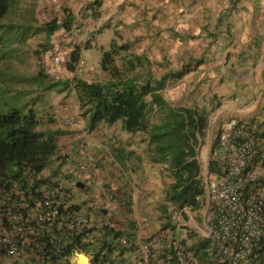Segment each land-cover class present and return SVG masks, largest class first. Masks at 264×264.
Listing matches in <instances>:
<instances>
[{
	"label": "rangeland",
	"instance_id": "obj_1",
	"mask_svg": "<svg viewBox=\"0 0 264 264\" xmlns=\"http://www.w3.org/2000/svg\"><path fill=\"white\" fill-rule=\"evenodd\" d=\"M180 1L182 4H178ZM215 1L217 0H207L210 6L202 12L200 0H172L170 9L160 10L159 6L153 12L144 13L141 23L128 19V22L123 21L126 17L120 23H115L116 21L113 22L112 18L116 13L110 10L98 11L95 13L96 17L95 14L93 15L94 19L100 20L103 17V21L97 23L94 28L92 22L87 19L80 27L74 24L70 32L61 28L50 38L46 31L36 30V28L43 27L55 18L59 22L63 21L68 11L78 8L77 0L75 2L16 0L7 16L1 20L2 24L14 25L15 28L6 27L0 30V37H2L0 49L4 55L0 62V99L2 96L6 99L15 96L29 102V105L37 111L40 121L39 129L63 131V134L57 137L58 154L39 175L42 180H55L60 177L65 180L72 179L66 175V172L82 163H86L87 167H95L102 174L99 185L80 188L85 192L78 193L83 197L86 192L88 193L89 200L82 202V207L93 218L94 225H97L100 231L106 224L101 215V208L106 202L105 195H111L114 191L113 186L124 176L115 155L118 149L125 150L127 147L136 150L135 155L138 154L137 149L144 147V135L124 131L121 122L112 125L102 123L94 130H89L86 126V118L80 109L75 86L72 84L63 90L56 88L44 91L42 81H73L76 77L88 81L110 80L111 72L102 69L101 60L102 52L109 50L113 41L117 45H128L127 49L121 50L116 57V66L120 71L125 70V58L134 59L135 55L143 57L144 63L136 65L129 71L130 76L136 77L139 82L148 75L159 79L169 71L186 70L184 77L190 71L196 70L198 65L207 59L211 61L213 54L211 42L216 37L231 35L225 27V20L232 21L233 14H237L239 10H242L243 14L242 5L233 0H219L222 9L220 12H215L211 6ZM185 2L188 3L187 6L184 5ZM84 5L78 8L83 17L87 16L85 10L82 11ZM129 16L133 17L130 13ZM218 16L222 22L219 21ZM29 25H32L33 30L27 32L26 27L29 28ZM87 27L90 29L84 35ZM78 47L80 48L79 59L73 63L74 69L71 70L69 69L71 54ZM191 59L194 60L192 65H189ZM179 79L181 78H170L165 81L161 91L164 98L172 105L199 106L206 108L210 113L208 123L199 134L200 143L197 148V158L201 163V175L207 189V196L200 209L172 210V214L176 215V220L171 224L175 226L174 230L170 227L163 228L162 224L161 229L141 242L144 245L149 240L155 239V248L159 255H162L159 252L160 249L164 251L173 244L188 248L187 246L193 243V238L210 240L207 223L210 200L207 185L211 175L220 170L223 161L219 153V134L223 123L212 120V115L215 116L216 112L222 111L221 104H224L226 99H218L217 93L213 91L211 94L202 95L204 90L207 91V87L195 85V83H191L189 88L182 87L183 84H177ZM208 80L210 81L211 78ZM263 133L256 130V134L260 137ZM87 147L95 152L91 158L84 157L82 154L87 152ZM260 148H264V142L259 145L258 152ZM76 153L74 158L73 155ZM213 159L219 161L214 171L209 167ZM96 160L98 161L95 162ZM133 161L135 156L129 160L128 166L124 167L127 177L131 175L130 168ZM250 169L254 172L257 181L264 177L263 161L257 162L253 159ZM84 199L87 198L84 197ZM167 223L168 221L165 220V224ZM164 230L167 231L163 233L164 235H157ZM172 232L176 234L172 236ZM147 253L140 246L136 251L125 250L124 254L115 255L113 259L117 260L116 264H142L149 260ZM102 264H111V262Z\"/></svg>",
	"mask_w": 264,
	"mask_h": 264
},
{
	"label": "trees",
	"instance_id": "obj_2",
	"mask_svg": "<svg viewBox=\"0 0 264 264\" xmlns=\"http://www.w3.org/2000/svg\"><path fill=\"white\" fill-rule=\"evenodd\" d=\"M16 0H0V30L6 27L14 29V25H4L1 20L7 16L12 4ZM75 15L68 13L66 18L59 22L54 19L43 27L36 30H44L50 38L54 32L64 28L71 31L75 24ZM26 27V31H32V25ZM34 28V27H33ZM0 37V46L2 45ZM128 45H117L112 42L109 50L102 52V69L110 70L112 78L105 82L88 81L76 77L73 81H42L43 90L50 91L60 88L75 86L80 109L86 118V126L94 130L100 124L112 125L121 122L122 129L128 133H143L148 140L149 155L154 161L166 162L171 169L174 179L173 184L166 193V199L172 206L179 210L185 207L199 209L204 205L207 189L202 173L201 163L197 158V148L200 143L199 134L209 121V111L199 106H175L168 102L162 89L165 81L172 78H181L186 70L169 71L161 78L148 75L139 82L132 77L129 71L136 65L144 63L142 56H134V59L125 58V70L120 71L116 66V57L121 50L127 49ZM80 48H76L71 54L69 69L73 70V63L79 59ZM4 55L0 49V62ZM188 63L192 65V61ZM147 62V59H146ZM62 86V87H59ZM39 118L36 109L29 102L19 97L0 99V189L10 190L15 184L21 189L33 188L38 185L37 176L53 161L58 154V135L63 131L39 129ZM115 155L117 160L123 161L122 149H118ZM262 152L254 157L255 161L262 160ZM219 164L217 159L209 163L211 170ZM250 166V165H249ZM29 178H33L35 184L30 186ZM258 182L264 187V177ZM168 218V217H167ZM171 220L165 227H172ZM126 236L131 239L132 233L117 231L105 225L99 238L94 237L91 243L77 241V246L84 252L93 254L94 262L105 263L113 259L114 253L119 249V254H124L126 247L116 240ZM121 248H119L120 246ZM186 250L192 251L199 264H229L215 259L210 254L211 240H195ZM174 255V247L169 248ZM164 250V254L169 251ZM255 259L258 264H264V241L255 250ZM176 256L168 259L171 263L176 262ZM0 255V264H4Z\"/></svg>",
	"mask_w": 264,
	"mask_h": 264
},
{
	"label": "built area",
	"instance_id": "obj_3",
	"mask_svg": "<svg viewBox=\"0 0 264 264\" xmlns=\"http://www.w3.org/2000/svg\"><path fill=\"white\" fill-rule=\"evenodd\" d=\"M58 59V58H57ZM260 138L254 135L251 120L231 119L219 135L220 170L208 181L210 200L207 223L211 240L210 254L229 264H258L255 250L264 241V189L249 165L256 156ZM86 163L66 172L72 179L60 177L21 189H0V255L4 264H81L75 260L83 253L87 264L94 262L91 252L77 246L91 243L97 230L77 199L79 182L88 180ZM29 178V184H35ZM108 225V224H105ZM126 250L137 244L119 237ZM155 239L143 245L149 260L143 264H199L195 254L181 245H172L174 255L156 249ZM182 242V241H181ZM167 250V249H166ZM119 254L116 250L115 255ZM151 262V263H150Z\"/></svg>",
	"mask_w": 264,
	"mask_h": 264
},
{
	"label": "crops",
	"instance_id": "obj_4",
	"mask_svg": "<svg viewBox=\"0 0 264 264\" xmlns=\"http://www.w3.org/2000/svg\"><path fill=\"white\" fill-rule=\"evenodd\" d=\"M71 1L75 2V0ZM200 1L201 11L204 12L210 4L207 0L205 2ZM233 1H238V4L242 5L244 9L243 14L241 13L242 10H239L237 14H233L232 21L225 20V27L231 32V35L229 37H216L211 42L213 47L211 61L207 59L199 64L196 70L190 71L184 77L182 76L177 84H183L182 87L189 88L192 85L191 83H195V85L207 87V91L204 90L202 95L211 94L213 91L217 93L218 99H226L224 104L221 102L222 111L216 112L215 116L213 114L212 120L222 122L221 127L231 119L251 120L254 135L260 138L261 145L264 142V133L260 137L256 134V130L264 132V0ZM59 2H63V0H59ZM76 4H78V8L85 4L82 11L85 10L87 16L83 17L78 8H76L78 10L68 11V13L75 15V25L80 27L85 20L89 19L94 28L97 23L103 21V17L100 20L99 18L94 19L93 15L98 11L110 10L116 13L112 18L113 22L116 21L115 23H120L124 17H126V20L123 21L128 19L129 21L135 20L141 23L144 13L153 12L159 6L161 7L160 10L170 9L172 0H77ZM178 4H182V1ZM184 5L187 6L188 3L185 2ZM221 5L219 0L215 1L211 5L212 10L220 12ZM129 13L133 17H128ZM218 17L219 21L222 22L220 16ZM90 27H87L83 33L84 35L88 33ZM209 78H211L210 81ZM214 93L212 94L214 95ZM220 113L222 114L220 115ZM148 142L143 137L144 147L137 149L138 154L136 155L134 153L136 150L133 148L128 149L131 147H127L125 150L122 149V155L125 158L119 162V165L124 176L113 186L114 191L112 194L105 195L106 202L104 207L101 208L103 222L108 224L109 227L117 231H124L125 234L132 233L129 241L137 244L132 251H136L140 246L142 248L141 242L161 229L162 224V227L166 228L165 220H171L170 224L176 220V215L172 214V210L177 211V208L172 206L166 199V193L174 182L170 166L166 162L152 159L148 152ZM259 152H262L263 157L259 161L264 162V148H260ZM82 154L84 157L91 158L92 155H95V152L87 147V152ZM76 155L77 153L73 157L75 158ZM133 156H135V161L132 162L130 168L131 175L127 177L124 167L128 166L127 164ZM87 174L88 180L82 182V189L86 186H97L101 183L102 174L95 167L89 166ZM80 191L83 192L84 190L76 191L77 197H79L77 199H81L85 203L89 200L88 193L86 192L84 196L87 199H84L83 196H79ZM186 208L191 207H185L184 209ZM90 218L93 221V218ZM172 227L174 230L175 226ZM164 232L167 231L164 230L157 235ZM176 233L172 232V236ZM101 234L102 231L98 227L94 237L99 238ZM193 239V242L197 240Z\"/></svg>",
	"mask_w": 264,
	"mask_h": 264
},
{
	"label": "bare ground",
	"instance_id": "obj_5",
	"mask_svg": "<svg viewBox=\"0 0 264 264\" xmlns=\"http://www.w3.org/2000/svg\"><path fill=\"white\" fill-rule=\"evenodd\" d=\"M75 260L81 264H87L88 263V258L86 255L83 253H80L76 256Z\"/></svg>",
	"mask_w": 264,
	"mask_h": 264
},
{
	"label": "water",
	"instance_id": "obj_6",
	"mask_svg": "<svg viewBox=\"0 0 264 264\" xmlns=\"http://www.w3.org/2000/svg\"><path fill=\"white\" fill-rule=\"evenodd\" d=\"M77 185H78L79 187L83 188V183L79 182Z\"/></svg>",
	"mask_w": 264,
	"mask_h": 264
},
{
	"label": "clouds",
	"instance_id": "obj_7",
	"mask_svg": "<svg viewBox=\"0 0 264 264\" xmlns=\"http://www.w3.org/2000/svg\"><path fill=\"white\" fill-rule=\"evenodd\" d=\"M222 128V127H221ZM221 132V131H220ZM220 135V134H219ZM219 147H220V144H219ZM250 167V166H249ZM82 183V182H81ZM81 188V187H80Z\"/></svg>",
	"mask_w": 264,
	"mask_h": 264
}]
</instances>
